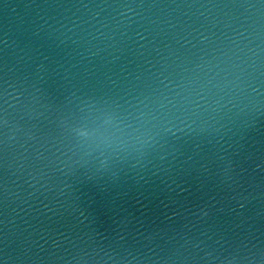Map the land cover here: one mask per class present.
I'll use <instances>...</instances> for the list:
<instances>
[{
	"label": "water",
	"instance_id": "95a60500",
	"mask_svg": "<svg viewBox=\"0 0 264 264\" xmlns=\"http://www.w3.org/2000/svg\"><path fill=\"white\" fill-rule=\"evenodd\" d=\"M0 264H264V0H0Z\"/></svg>",
	"mask_w": 264,
	"mask_h": 264
}]
</instances>
